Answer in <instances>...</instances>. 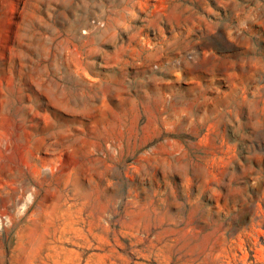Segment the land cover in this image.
I'll use <instances>...</instances> for the list:
<instances>
[{"label":"rangeland","instance_id":"rangeland-1","mask_svg":"<svg viewBox=\"0 0 264 264\" xmlns=\"http://www.w3.org/2000/svg\"><path fill=\"white\" fill-rule=\"evenodd\" d=\"M0 264H264V0H0Z\"/></svg>","mask_w":264,"mask_h":264}]
</instances>
